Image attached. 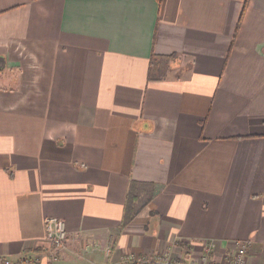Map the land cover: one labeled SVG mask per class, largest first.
<instances>
[{"label": "crops", "instance_id": "obj_1", "mask_svg": "<svg viewBox=\"0 0 264 264\" xmlns=\"http://www.w3.org/2000/svg\"><path fill=\"white\" fill-rule=\"evenodd\" d=\"M244 1L0 0V264H201L211 241L264 264V0L233 39ZM131 177L152 197L120 228Z\"/></svg>", "mask_w": 264, "mask_h": 264}, {"label": "built area", "instance_id": "obj_2", "mask_svg": "<svg viewBox=\"0 0 264 264\" xmlns=\"http://www.w3.org/2000/svg\"><path fill=\"white\" fill-rule=\"evenodd\" d=\"M45 227H46V236L49 241L50 247L45 253V258L50 261H57L60 258V251L65 246V239L67 236V231L65 227V222L56 217V216H48L44 219ZM110 246H108L107 251H109ZM214 248V242H207L203 248L202 262L201 264H220L214 262L210 259V255ZM246 250H247V242L246 241H238L236 243V248L231 253V258L228 264H247L246 263ZM37 261L36 264L42 263V258H35ZM171 262V258L169 255H154L153 257H143L136 258L133 256H124L120 260H118L117 264H169ZM6 264H17V262H13L10 260H5Z\"/></svg>", "mask_w": 264, "mask_h": 264}, {"label": "trees", "instance_id": "obj_3", "mask_svg": "<svg viewBox=\"0 0 264 264\" xmlns=\"http://www.w3.org/2000/svg\"><path fill=\"white\" fill-rule=\"evenodd\" d=\"M158 1L160 2L161 0H158ZM247 2L248 0L244 1V5H243L239 20L236 25L233 39L235 38L237 31L240 27V22H241L245 7L247 5ZM142 185H145L148 188H151V187L153 188L152 183L140 182V181L133 179L132 177L129 179L128 187H127V191L125 195L123 214H122V218L120 222V228L125 227L135 217V215L139 212V210L151 199L152 195L147 194L141 200V197L138 195L137 191L139 187Z\"/></svg>", "mask_w": 264, "mask_h": 264}]
</instances>
